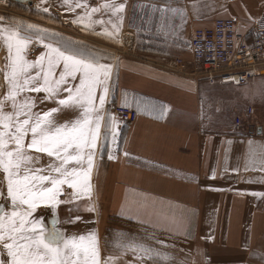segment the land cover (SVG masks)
<instances>
[{"label": "crops", "instance_id": "obj_1", "mask_svg": "<svg viewBox=\"0 0 264 264\" xmlns=\"http://www.w3.org/2000/svg\"><path fill=\"white\" fill-rule=\"evenodd\" d=\"M183 3L191 29L184 46L187 59L192 56L193 29L211 26L218 17H233L252 39V29L264 14V0ZM154 16L161 39L176 37L175 13ZM171 60L121 61L111 99L135 109L138 117L129 123L115 116L116 145L111 135L104 140L102 126L105 159L95 161L91 200L83 197L70 205L135 224L150 235L136 244L159 252L149 258L139 251H105L94 225L102 261L113 255L122 257L117 264H264V69L246 85L213 84L169 69ZM152 106L166 112L161 117ZM105 114L106 121L107 114L114 115L108 108ZM92 204L96 210L87 211ZM50 206L40 205L33 215ZM79 231L75 223L66 235Z\"/></svg>", "mask_w": 264, "mask_h": 264}, {"label": "snow or ice", "instance_id": "obj_2", "mask_svg": "<svg viewBox=\"0 0 264 264\" xmlns=\"http://www.w3.org/2000/svg\"><path fill=\"white\" fill-rule=\"evenodd\" d=\"M64 3L70 11L85 9L74 23L84 24L86 29H92L93 24H105L102 19L93 20L94 13L102 9L109 12L107 23L111 24V30L105 27L96 34L119 42L126 2L106 0L97 7L79 0L75 3L64 0ZM43 11L49 9L43 8ZM162 11L179 10L165 8ZM5 21L6 17L0 16V39L7 47V63L0 67L6 83V92L0 99V181H3L0 198L9 202L11 210L0 205V264H117L122 257L110 255L102 261L95 231L71 236L57 229L46 232L42 220L33 215L40 205L58 207L83 197L91 200L95 159L98 151L102 154V126L106 129L104 140L111 135V143L117 144L116 117L107 114L106 121L105 114L116 65L101 63L104 58L101 54L74 48L68 42L59 46L45 43L47 30L37 34L47 51L30 61L25 52L32 37L20 31L23 21L17 26H9ZM33 27L38 26L28 25L25 32ZM3 87L5 85H0ZM26 93H43L39 103L51 102L56 106L34 111L37 100L31 95H22ZM6 104L10 107L8 111H5ZM66 110L71 111L74 118L59 123L57 115ZM152 110L159 111L161 117L166 112L165 108L156 106H152ZM37 154H46L50 163L36 167L40 164ZM128 154L124 152L125 156ZM114 158L109 155V159ZM65 185L73 192L62 201L60 196L64 195ZM86 210L94 212L95 205ZM75 219L82 218L76 216ZM121 247L139 251L149 258L159 255L143 244L129 243Z\"/></svg>", "mask_w": 264, "mask_h": 264}, {"label": "rangeland", "instance_id": "obj_3", "mask_svg": "<svg viewBox=\"0 0 264 264\" xmlns=\"http://www.w3.org/2000/svg\"><path fill=\"white\" fill-rule=\"evenodd\" d=\"M75 2L77 0H73V3ZM79 2H86L90 7H97L106 2V0H79ZM116 2H126L127 4L120 27L119 42L96 34L101 32L105 27L111 30V24L107 23L110 16L109 12L102 9L100 12L94 13L92 19H102L105 21V24H93L92 29H86L84 24L74 23L78 16L84 14L85 9L76 8L75 11H70L68 5L64 3V0H34L33 4L5 0L4 3H0V16L6 17L5 23L9 26H17L20 21H23V27L20 28V31L22 34H27L32 37V43L25 52L26 58L30 61H35L42 53L47 51L44 43H40L37 39L39 32L47 30L45 43L52 42L56 46H59L62 42H68L74 48L86 50L93 54H101L104 57L100 61L101 63L116 65L113 72V79L110 81L111 91L105 104V108L112 110L113 106L120 105L113 102L111 98L116 91L120 63L123 59L127 58L137 61L160 60V62L165 63L175 56L183 57L187 49L184 46L189 43V35L191 32L188 26L189 16L186 13L187 11L183 3L184 0H116ZM152 5L156 7H151ZM199 6L201 5H192L193 8ZM43 8H48L49 11L44 12ZM165 8L179 10L172 11L176 14L173 23L175 25L174 29L178 34L176 37L168 35L164 39H161L158 36L159 23L157 16L155 17L154 15L158 12H163L162 9ZM114 20L115 18L113 17ZM86 23L87 20H85ZM28 25H37L38 27L30 28L25 32ZM195 29H193L192 38ZM6 55L7 47L3 40L0 39V67L6 65ZM0 85H5V87L0 88V99H2L3 94L6 92V83L3 79V74H0ZM99 94L100 92L98 91L97 95L99 96ZM22 95H31L36 98L37 108L34 111L47 110L56 106L51 102L40 104L39 101L43 97V93H26ZM8 110H10V107L6 104L5 111ZM114 116L116 115L114 114ZM73 118L72 112L67 110L63 114L57 115L59 123ZM37 155H40V164L36 165V167H44L50 163V158L46 154ZM98 158L99 161L105 159V150H102V154L98 151L95 161ZM92 179L93 176L91 181ZM0 183H3V181H0ZM66 188H63V192L68 191L66 192L67 194L64 193V195L60 196L62 201L67 199L69 192H71L70 188ZM70 204L62 203L58 207H41L34 218L42 220L46 232L57 229L65 235L67 233V227L71 228L75 223H79V227H81L79 234H86L92 230L91 227L94 225L96 227L98 226L102 246L105 247V251L111 253L124 251L134 252L131 248L125 250L121 245H127L129 243L136 244L138 239L150 236L148 233L137 228L135 224H129L119 218L111 217L108 213L98 214L96 217L92 213L81 212L80 209L76 211L77 207L75 206L74 208V205L71 206ZM0 205L4 206L7 211L11 210L9 202L4 198H0ZM76 216H80L82 219L76 220ZM95 218L96 220L98 218L99 224H97ZM70 219L72 221L71 223L69 222Z\"/></svg>", "mask_w": 264, "mask_h": 264}, {"label": "built area", "instance_id": "obj_4", "mask_svg": "<svg viewBox=\"0 0 264 264\" xmlns=\"http://www.w3.org/2000/svg\"><path fill=\"white\" fill-rule=\"evenodd\" d=\"M252 39L239 30L233 17H218L211 26L197 27L192 38V56L176 57L167 67L180 74L201 77L210 83L246 85L254 82L264 69V14L255 23ZM250 113L253 108H249ZM112 112L132 123L138 113L125 106H113ZM241 118H237L240 127Z\"/></svg>", "mask_w": 264, "mask_h": 264}, {"label": "water", "instance_id": "obj_5", "mask_svg": "<svg viewBox=\"0 0 264 264\" xmlns=\"http://www.w3.org/2000/svg\"><path fill=\"white\" fill-rule=\"evenodd\" d=\"M12 1H16V2H20V3H29V4H33L34 0H12ZM255 129L251 128V132H253ZM259 132H261V129H258Z\"/></svg>", "mask_w": 264, "mask_h": 264}]
</instances>
